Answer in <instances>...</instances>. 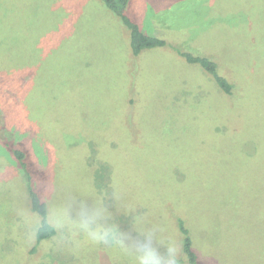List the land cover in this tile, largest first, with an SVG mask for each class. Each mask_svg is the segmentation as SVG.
Returning <instances> with one entry per match:
<instances>
[{
	"label": "rangeland",
	"instance_id": "obj_1",
	"mask_svg": "<svg viewBox=\"0 0 264 264\" xmlns=\"http://www.w3.org/2000/svg\"><path fill=\"white\" fill-rule=\"evenodd\" d=\"M126 14L167 45L134 56L100 0H0L8 48H40L36 76H0V264H130L56 240L30 253L13 147L39 195L119 191L122 227L124 205L177 240L183 219L201 264H264V0H130ZM178 51L215 60L233 96Z\"/></svg>",
	"mask_w": 264,
	"mask_h": 264
},
{
	"label": "clouds",
	"instance_id": "obj_2",
	"mask_svg": "<svg viewBox=\"0 0 264 264\" xmlns=\"http://www.w3.org/2000/svg\"><path fill=\"white\" fill-rule=\"evenodd\" d=\"M38 187V205L17 208L31 239L47 234L74 251L82 244L103 246L128 258L130 264H182L186 260L182 241L166 235V229L151 223L146 214L124 205L127 228L116 221L111 208L112 202L122 199L119 191L108 199L90 192L53 198L51 186Z\"/></svg>",
	"mask_w": 264,
	"mask_h": 264
},
{
	"label": "trees",
	"instance_id": "obj_3",
	"mask_svg": "<svg viewBox=\"0 0 264 264\" xmlns=\"http://www.w3.org/2000/svg\"><path fill=\"white\" fill-rule=\"evenodd\" d=\"M106 8H108L116 17L119 18L121 24L129 30L130 41H131V49L134 56H139L144 50H150L154 48H161L167 45L166 40L158 37L148 35L143 32L140 26L134 23L126 14L127 5L130 0H100ZM59 2V0H56ZM6 16V15H4ZM3 17L0 24H5L7 19ZM19 45L21 43L19 41ZM8 34L7 27L0 26V76L5 75L6 77L10 74L13 75L14 79H17V76L20 75H32L36 76L37 65L40 61L39 50L37 47H28V49H17L18 56H16L15 52H12L11 49L8 48ZM182 58H184L187 62L191 64H195L199 66L202 70H204L218 85L221 93L223 95L232 97L235 93V86L232 84L227 76L220 72L219 65L215 60H212L209 57L196 55L187 51H178ZM25 68V70H24ZM31 76V77H32ZM22 83L17 84L16 82L12 83L10 89L12 91H16L21 93ZM26 87V86H25ZM4 130L3 127L0 128V132ZM13 153L17 157L21 167L25 171V175L27 177L28 183V192L31 198L32 206L38 205L39 194L36 192L34 188L33 180L31 177V171L28 170V166L24 162L25 151L20 149H15L13 147ZM186 222L183 219H179L178 226L179 232L182 236L183 250L186 256L185 262L187 264H201L202 259L199 255V252L195 249V239L191 234V228L187 226ZM52 239L47 234H41L36 237V243L30 253L35 254L36 249L41 243L49 242ZM7 260V257L5 258ZM183 262V261H182Z\"/></svg>",
	"mask_w": 264,
	"mask_h": 264
}]
</instances>
